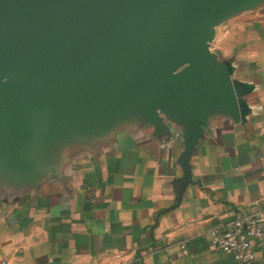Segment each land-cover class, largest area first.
I'll return each instance as SVG.
<instances>
[{"label":"crops","instance_id":"0c3cea01","mask_svg":"<svg viewBox=\"0 0 264 264\" xmlns=\"http://www.w3.org/2000/svg\"><path fill=\"white\" fill-rule=\"evenodd\" d=\"M209 49L235 104L200 109L188 169L187 122L141 105L61 139L35 182H0V264H239L209 231L264 209V0L218 23Z\"/></svg>","mask_w":264,"mask_h":264},{"label":"water","instance_id":"95a60500","mask_svg":"<svg viewBox=\"0 0 264 264\" xmlns=\"http://www.w3.org/2000/svg\"><path fill=\"white\" fill-rule=\"evenodd\" d=\"M262 0H0V182L32 183L58 141L141 105L187 122L233 107L209 46L215 26Z\"/></svg>","mask_w":264,"mask_h":264},{"label":"built area","instance_id":"2783aa9c","mask_svg":"<svg viewBox=\"0 0 264 264\" xmlns=\"http://www.w3.org/2000/svg\"><path fill=\"white\" fill-rule=\"evenodd\" d=\"M209 233L215 249L231 252L239 264H251L256 259L257 246L264 247V209L243 211L225 224L212 227ZM113 264L134 263L124 259Z\"/></svg>","mask_w":264,"mask_h":264}]
</instances>
